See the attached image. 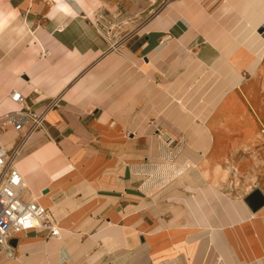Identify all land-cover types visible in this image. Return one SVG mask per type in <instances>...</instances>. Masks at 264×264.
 Listing matches in <instances>:
<instances>
[{
	"label": "crops",
	"instance_id": "obj_1",
	"mask_svg": "<svg viewBox=\"0 0 264 264\" xmlns=\"http://www.w3.org/2000/svg\"><path fill=\"white\" fill-rule=\"evenodd\" d=\"M161 4L114 39L111 0H0V114L21 107L13 90L37 111L61 97L16 160L61 237L19 233L0 264H264V206L245 201L264 193L246 100L264 81V0ZM232 101L240 121L214 122Z\"/></svg>",
	"mask_w": 264,
	"mask_h": 264
},
{
	"label": "built area",
	"instance_id": "obj_2",
	"mask_svg": "<svg viewBox=\"0 0 264 264\" xmlns=\"http://www.w3.org/2000/svg\"><path fill=\"white\" fill-rule=\"evenodd\" d=\"M171 1L162 0L160 8ZM121 42L113 43L111 49H119ZM10 99L21 107L0 114V252L13 256L14 246L10 241L19 233L43 229L50 236L61 237L60 227L48 208L36 199H25L27 183L16 165L22 147L34 132L45 128L46 113L59 106L61 97L48 100L41 111L25 106L27 96L18 90L11 92ZM9 128L24 131L20 142L12 150L7 149L1 139V133ZM172 143L173 139H170L165 145L171 147Z\"/></svg>",
	"mask_w": 264,
	"mask_h": 264
},
{
	"label": "rangeland",
	"instance_id": "obj_3",
	"mask_svg": "<svg viewBox=\"0 0 264 264\" xmlns=\"http://www.w3.org/2000/svg\"><path fill=\"white\" fill-rule=\"evenodd\" d=\"M112 7L108 9L113 21V37L123 36L124 33L128 32L133 26L141 22L142 15H148L156 6L160 0H111ZM247 87L253 88L251 91H247L249 103L254 108L262 110V117L264 118V81L260 82H247ZM242 103L239 101H232L225 103L221 106L219 113L214 117L216 121H240V114L242 110ZM163 170V166L162 169Z\"/></svg>",
	"mask_w": 264,
	"mask_h": 264
},
{
	"label": "water",
	"instance_id": "obj_4",
	"mask_svg": "<svg viewBox=\"0 0 264 264\" xmlns=\"http://www.w3.org/2000/svg\"><path fill=\"white\" fill-rule=\"evenodd\" d=\"M263 30H264V27L261 28L260 31H263ZM245 201L250 207V209L255 212L264 206V193L260 189H255L245 198ZM10 243L13 246H16L18 243V239L12 238Z\"/></svg>",
	"mask_w": 264,
	"mask_h": 264
},
{
	"label": "bare ground",
	"instance_id": "obj_5",
	"mask_svg": "<svg viewBox=\"0 0 264 264\" xmlns=\"http://www.w3.org/2000/svg\"><path fill=\"white\" fill-rule=\"evenodd\" d=\"M82 1H80V3H81ZM19 105V104H18ZM18 105H15L16 107L18 106ZM254 158H256V157H254Z\"/></svg>",
	"mask_w": 264,
	"mask_h": 264
}]
</instances>
